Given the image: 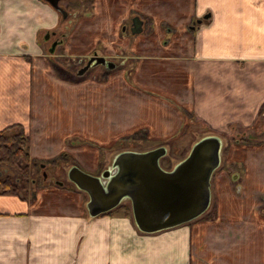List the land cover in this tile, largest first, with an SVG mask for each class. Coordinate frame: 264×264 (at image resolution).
<instances>
[{
    "label": "crops",
    "instance_id": "obj_1",
    "mask_svg": "<svg viewBox=\"0 0 264 264\" xmlns=\"http://www.w3.org/2000/svg\"><path fill=\"white\" fill-rule=\"evenodd\" d=\"M94 3L96 23L105 13L113 25L133 14L143 19L144 29L135 35L133 77L121 80L151 117L143 125L156 134L165 118L167 128H179L184 111L215 130L240 128L232 145L242 155L229 153L226 159L242 161L243 170L231 181L228 171L215 169L207 210L152 232L140 230L133 216L115 208L89 215L87 200L84 212L72 191L58 193V201L51 200L50 191L31 198L0 193V264H264V203L257 198L264 193V137L259 136L264 133L259 131L264 126L259 120L264 116V0ZM53 18V8L43 0H0V24L10 26L8 31L0 26L8 47H0V129L13 122L26 125L33 112V82H26L24 66L34 82L35 63L50 70L41 51L13 46V36H32ZM3 57L15 66L6 67ZM117 67L105 70L114 73ZM16 69L23 72L20 80ZM35 74L41 82L43 76ZM162 95L172 100L166 107ZM257 123L254 138L262 143H244L246 130Z\"/></svg>",
    "mask_w": 264,
    "mask_h": 264
},
{
    "label": "rangeland",
    "instance_id": "obj_2",
    "mask_svg": "<svg viewBox=\"0 0 264 264\" xmlns=\"http://www.w3.org/2000/svg\"><path fill=\"white\" fill-rule=\"evenodd\" d=\"M94 1L74 0L68 3L72 15L61 24L62 28L66 25L63 30L64 44L54 54H50L47 50L48 43L43 41V31L54 26L55 21L44 25L45 27L37 32L33 29L35 32L32 36L29 35V38L13 36L15 39L13 46L27 51H33L32 48H35L37 54L41 51L49 60L50 70L45 69L43 63H35L34 82L33 78L28 77V65L24 66L27 72L25 73L26 82H33L31 97L33 112L30 113L26 125L13 122L1 128L0 131L5 129L6 132H10L11 128H8L10 125L21 124L24 130H27L28 139L25 148L29 159L19 158L17 164L9 163L2 160L0 148V177L11 176L16 179V194L26 198L35 197L41 191H50L51 200L58 201L61 197L58 193L75 192L76 198L81 202L82 210L86 212L84 203L88 198L87 193L79 190L67 176V170L71 165L76 164L85 171L98 174L111 164L114 155L119 151L144 150L165 145L167 154L161 158V164L165 168H171L187 154L194 141L207 134H216L222 139L221 163L216 168V172L228 171L229 179L235 181L239 171L243 170V162L227 160L226 156L231 153L241 157V150L234 149L232 144L233 139L236 138L235 134H239L243 131L242 129L215 130L184 111L179 128H167L165 118L161 120L163 128L156 130V134L143 125V121L150 120L151 117L147 115L148 113H143L144 107L139 104V98L135 94L136 97L131 96L133 93L129 91V85L121 82L123 77H130V79L133 77L137 64L135 49H137L138 37L130 36L127 32H120L121 23L111 24L107 13L99 19L98 23L94 22L97 17ZM0 26L2 31L10 30L8 24L3 23ZM149 33L151 32L148 25L145 36L148 37ZM6 44L7 40L0 37V47L8 48ZM94 49L108 56L115 65L117 63V69L113 71L114 73H109L105 68L98 67L78 76L76 70L79 59L91 55ZM3 58L6 67L7 64L16 63L8 57ZM29 59L32 61L33 56ZM41 69V72H37ZM15 73L18 78L16 80H20L23 72L16 69ZM35 73L43 76L42 79L40 78L41 82H38ZM111 79L114 82H109ZM46 80L48 81L43 82ZM162 97L164 99L161 105L166 107L172 100L169 96L162 95ZM165 109L163 108V111ZM151 116L157 118L158 115ZM259 120L264 121V116L261 115ZM232 126L233 124L231 128ZM258 126L257 123L246 130L249 135L247 139L243 137L244 143L253 141L262 143L261 139L258 141L254 138ZM259 131L264 132V126ZM240 136L243 135L240 134L238 137L241 138ZM259 136L264 137V133ZM25 164H28L29 169L26 182L21 180V169ZM238 184H232L233 188ZM257 198L259 202L264 203V193L258 192ZM120 204L121 206L116 210L131 217L129 199H123ZM261 210L264 214V207ZM209 214L207 213L206 216Z\"/></svg>",
    "mask_w": 264,
    "mask_h": 264
},
{
    "label": "water",
    "instance_id": "obj_3",
    "mask_svg": "<svg viewBox=\"0 0 264 264\" xmlns=\"http://www.w3.org/2000/svg\"><path fill=\"white\" fill-rule=\"evenodd\" d=\"M44 1L64 12L58 5L60 0ZM142 25L138 16L133 17L131 33H141ZM99 65L108 69L115 66L105 57L95 55L83 69ZM221 147L220 136L204 135L171 168L161 164V158L167 154L165 145L125 149L117 152L111 164L98 174L74 164L68 168L67 176L87 193L89 215L111 210L128 198L137 227L152 232L189 221L207 210L211 201V176L221 163Z\"/></svg>",
    "mask_w": 264,
    "mask_h": 264
},
{
    "label": "trees",
    "instance_id": "obj_4",
    "mask_svg": "<svg viewBox=\"0 0 264 264\" xmlns=\"http://www.w3.org/2000/svg\"><path fill=\"white\" fill-rule=\"evenodd\" d=\"M8 128H11L10 132H6L5 129L0 131V148L2 160L12 164H17L19 158L28 160L29 154L25 148L28 138L23 126L19 123H15L10 125ZM27 165L28 164H25L21 169V180L24 182H26L28 179L29 174ZM0 192L16 194L17 180L11 176L0 177ZM119 206H121V204L115 207V209Z\"/></svg>",
    "mask_w": 264,
    "mask_h": 264
},
{
    "label": "flooded vegetation",
    "instance_id": "obj_5",
    "mask_svg": "<svg viewBox=\"0 0 264 264\" xmlns=\"http://www.w3.org/2000/svg\"><path fill=\"white\" fill-rule=\"evenodd\" d=\"M71 1H74V0H60L58 2V5L63 9L64 12H60L59 10L53 9L54 18L52 21H55V25L50 27V28H46L43 31V41L48 43L47 50L50 54H54L55 52H57L58 48L64 44L65 32H63V30L66 28V25H63V28H62L61 24H63L64 21L67 20L68 16L72 15V12L70 11L71 9H69V7H68V3ZM58 15H59V17H58ZM135 16H138L143 21L141 16H139L137 14H133L131 17H129L127 19V22L124 21L122 24H120L121 25L120 26L121 32H125V33L127 32V34L130 36L136 35V34L132 35L131 30H130L131 26H132V18ZM143 29H144V26L142 25V31H143ZM138 34H140V33H138ZM95 55L96 56H103L107 60H110V59H108L107 56L101 54L96 49H94V50H92L91 55H89L83 59H79V66H78V69L76 70L77 75H80V74L84 75L86 72H88L92 68L98 67V66H94V67L88 68L87 70L83 69L84 66L86 65L87 61L89 60V58H91ZM99 66H101V65H99ZM101 67L108 69L105 66H101Z\"/></svg>",
    "mask_w": 264,
    "mask_h": 264
}]
</instances>
